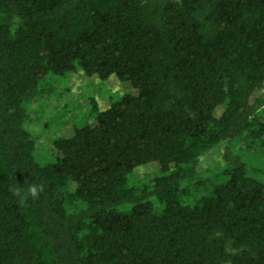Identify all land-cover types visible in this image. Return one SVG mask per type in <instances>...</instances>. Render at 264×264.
<instances>
[{
  "label": "trees",
  "instance_id": "1",
  "mask_svg": "<svg viewBox=\"0 0 264 264\" xmlns=\"http://www.w3.org/2000/svg\"><path fill=\"white\" fill-rule=\"evenodd\" d=\"M77 68L135 93L40 165L24 106ZM0 264H264V0H0Z\"/></svg>",
  "mask_w": 264,
  "mask_h": 264
},
{
  "label": "rangeland",
  "instance_id": "2",
  "mask_svg": "<svg viewBox=\"0 0 264 264\" xmlns=\"http://www.w3.org/2000/svg\"><path fill=\"white\" fill-rule=\"evenodd\" d=\"M40 87L43 94L24 106V125L35 139L34 158L40 165L54 161L52 143L57 137L71 135L74 128L92 123L97 111L106 109L125 93H135L129 83L113 75L102 80L95 75L86 76L78 68L62 76L47 75ZM158 168L155 162L135 168L128 185H149ZM199 194H202L200 190L182 195V198L179 196V199L192 202Z\"/></svg>",
  "mask_w": 264,
  "mask_h": 264
},
{
  "label": "clouds",
  "instance_id": "3",
  "mask_svg": "<svg viewBox=\"0 0 264 264\" xmlns=\"http://www.w3.org/2000/svg\"><path fill=\"white\" fill-rule=\"evenodd\" d=\"M17 192H18V190H16ZM28 192H29V194L31 195V196H33V197H35L36 195H37V192H36V190H35V188L33 187V188H30L29 190H28Z\"/></svg>",
  "mask_w": 264,
  "mask_h": 264
}]
</instances>
